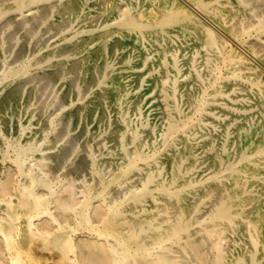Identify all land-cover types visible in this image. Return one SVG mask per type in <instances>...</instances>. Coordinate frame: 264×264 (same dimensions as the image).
<instances>
[{"label": "rangeland", "instance_id": "374dc122", "mask_svg": "<svg viewBox=\"0 0 264 264\" xmlns=\"http://www.w3.org/2000/svg\"><path fill=\"white\" fill-rule=\"evenodd\" d=\"M15 1L0 0V9ZM108 1L49 0L26 13L13 11L0 18V183L9 192L10 204L20 203L18 186H30L25 175L44 181L58 196L70 188L77 203L83 200L88 186L94 187L92 197H95L100 187L92 171L97 169L105 180L112 179L124 166L123 150L132 154L134 136L145 155L161 153L168 117L159 99V85L168 76H175L170 66V70L161 67L164 55H176L177 105L190 117H193L192 100L206 96L208 83L228 72L226 57L245 59L253 70L238 67L234 70L243 79L254 78L264 92V60L196 14L183 0L171 1L189 11L203 29L211 32L219 47L212 51L206 49L204 32L194 27L187 36L174 32L175 40L158 50L156 44L123 34L113 25L122 8L147 9L158 0H119L117 10L112 13L106 11ZM193 56L197 59L195 66L202 75V84L190 70ZM24 66L31 68L30 72L8 78ZM107 66L118 73L123 91L99 86L107 74ZM208 66L211 72L206 71ZM256 93L248 94L247 104L227 101L226 108L212 107L213 116L205 118V123L213 130H200L187 144L193 155L190 163L193 179L204 180L218 173L209 147L211 144L220 147L226 128L230 131V152L234 159L239 157V128L246 125V117L253 113L251 107L257 102ZM231 121L235 122L232 126ZM20 149L24 151L23 175L14 163L16 151ZM160 166L168 172V161H161ZM261 179L262 184H246L260 193L264 204V170ZM130 184L138 189L139 179H133ZM209 184L215 186L217 182L210 180ZM244 186L240 183L239 190ZM127 188V185L111 188L107 205L122 202ZM44 193L42 189L35 190L38 196L46 197ZM93 201V209L106 206ZM6 207L0 204L4 215ZM141 211L139 207L127 208L125 215L130 221ZM91 212L90 220L97 224ZM33 223L31 229L21 227L12 235L14 249L7 251L4 259L14 253L18 264H73L72 256L62 244L46 235L53 234L63 224L74 231L70 233L71 243L79 247L81 254L102 250L87 230L78 228L79 219L75 214H70V224H66L51 206L48 214L34 218ZM213 235L219 237L222 245L244 242L240 230L232 231L226 225L219 226ZM244 253L248 256L249 250L244 249Z\"/></svg>", "mask_w": 264, "mask_h": 264}, {"label": "bare ground", "instance_id": "6f19581e", "mask_svg": "<svg viewBox=\"0 0 264 264\" xmlns=\"http://www.w3.org/2000/svg\"><path fill=\"white\" fill-rule=\"evenodd\" d=\"M46 1L49 0H16L0 9V18L13 11L26 13L35 5ZM183 1L234 42L264 60V0ZM118 5L119 0H109L106 11L112 13L117 10ZM114 21L117 31L138 40H148L151 44H156L158 50L163 49L165 43L175 40L172 35L174 32L187 36L194 27L204 32L206 49L212 51L219 47L211 32L203 29L189 11L171 0H158L151 8L136 11L129 7L122 8ZM176 60L174 54L164 55L160 63L164 70H170V66L175 75L168 76L159 85V99L168 117L161 153L145 155L139 149L138 138L134 136L132 154L123 150V168L109 181L102 177L101 171L94 169L92 172L100 190L92 197L94 187L88 186L83 200L78 203L73 199L69 187L58 196L48 189L44 181L25 175L30 186L17 187L21 200L13 205L9 201V192L3 188V182L0 183V204L7 206L5 215L0 211V264H18L14 253L4 259L7 251L13 252L12 235L21 227L31 229L33 219L48 214L51 206L66 224H70V214H75L79 219L78 228L87 230L94 243L102 246L98 253L81 254L79 247L71 243L70 233L74 231L63 223L53 234L47 232L46 235H51L68 251L74 260L73 264H264V204L260 193L246 184H262L263 181L264 92L260 91L254 78L243 79L234 70L238 67L240 70L252 71L245 59L226 57L228 72L214 76V81L208 83V94L192 100L193 117H190L183 114L177 105L176 77L179 69ZM196 61V56H193L190 70L202 84V75L196 69ZM30 70L31 68L24 66L12 71L8 78L24 76ZM106 70L107 74L99 81V86L123 91L118 73L111 66H107ZM207 70L211 72L210 66ZM250 75L253 74L250 72ZM245 90L247 94H243ZM253 91L257 92V102L251 107L252 115L246 117V125L239 128V157L234 159L230 152V131L226 128L222 133L220 147L213 144L209 147L218 173L204 180L193 179L190 165L193 155L187 144L200 130H213V127L205 123V118L211 119L213 116L210 113L212 107L226 108L227 101L247 104L248 94ZM230 110L234 111L232 108ZM229 124L232 126L235 122L231 121ZM16 152L15 161H12L23 175L24 151L20 149ZM161 161H168L167 173L160 166ZM135 178L139 179L138 189H133L130 184ZM210 180L217 182V185H210ZM240 183L245 185L241 190L238 188ZM125 185L128 186V191L122 202L107 205L110 189ZM5 186L7 187L6 184ZM36 189L44 190L46 197L35 194ZM93 200L106 206L103 209H93ZM136 207L142 211L133 215L129 221L125 215L126 209ZM90 211L97 224L90 220ZM7 215L11 218L7 219ZM221 225L228 226L232 231L240 230L244 242L232 246L222 245L219 237L217 239L213 235ZM246 248L249 250L248 256L244 253Z\"/></svg>", "mask_w": 264, "mask_h": 264}]
</instances>
